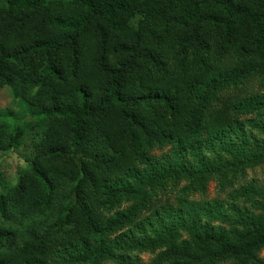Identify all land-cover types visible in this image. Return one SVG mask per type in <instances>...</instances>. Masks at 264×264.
I'll return each mask as SVG.
<instances>
[{
  "label": "trees",
  "instance_id": "obj_1",
  "mask_svg": "<svg viewBox=\"0 0 264 264\" xmlns=\"http://www.w3.org/2000/svg\"><path fill=\"white\" fill-rule=\"evenodd\" d=\"M6 87L0 264H264V180L196 198L264 166V0H0Z\"/></svg>",
  "mask_w": 264,
  "mask_h": 264
},
{
  "label": "rangeland",
  "instance_id": "obj_2",
  "mask_svg": "<svg viewBox=\"0 0 264 264\" xmlns=\"http://www.w3.org/2000/svg\"><path fill=\"white\" fill-rule=\"evenodd\" d=\"M245 95H251L248 91H245ZM12 109L14 111L17 110V107L15 106V101L13 99L12 90L10 88H4L0 92V110H8ZM21 109V108H20ZM21 111L19 114H21ZM254 118L253 116L247 115L244 117H240L241 121H248L250 119ZM22 157V152L17 153V156H12L9 158L4 159V163L2 165V172H4L6 176V181H8L11 184H17V180L19 177V170L23 167V161H20ZM20 159V160H19ZM239 180L236 181V184L234 187L230 188L227 187V184L222 183L220 180L215 179L210 181L206 186V191L203 196L197 195L196 198L198 200H204L205 202H208L211 204L213 209H217L219 206H224L222 209H226V206L231 201V195H233L237 189L243 187L246 185V183L249 182H256L260 184L264 180V166L263 167H256V168H248L245 171V177L239 176ZM3 188L0 186V191H2ZM51 211V207H50ZM21 218H27V215L23 211H18ZM219 224L221 222L218 221ZM223 226H226V228L229 230V226L222 224ZM141 260L144 263L150 262V260L154 257L152 254H142ZM259 258L264 261V249L259 254ZM47 264H54L53 260H50Z\"/></svg>",
  "mask_w": 264,
  "mask_h": 264
}]
</instances>
